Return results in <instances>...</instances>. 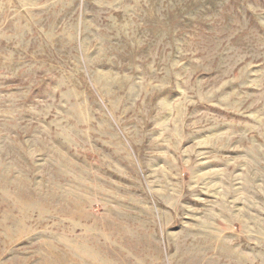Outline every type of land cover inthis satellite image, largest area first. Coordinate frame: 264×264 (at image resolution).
I'll return each instance as SVG.
<instances>
[{"label":"rangeland","instance_id":"rangeland-1","mask_svg":"<svg viewBox=\"0 0 264 264\" xmlns=\"http://www.w3.org/2000/svg\"><path fill=\"white\" fill-rule=\"evenodd\" d=\"M0 264H264V0H0Z\"/></svg>","mask_w":264,"mask_h":264}]
</instances>
